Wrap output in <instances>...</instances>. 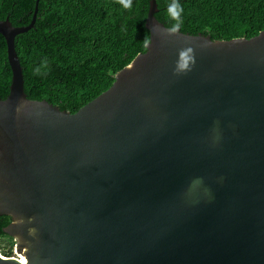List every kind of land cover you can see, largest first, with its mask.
<instances>
[{"label":"water","instance_id":"water-1","mask_svg":"<svg viewBox=\"0 0 264 264\" xmlns=\"http://www.w3.org/2000/svg\"><path fill=\"white\" fill-rule=\"evenodd\" d=\"M12 77L0 99V264H264V29L212 39L159 21L144 52L71 113Z\"/></svg>","mask_w":264,"mask_h":264},{"label":"trees","instance_id":"trees-1","mask_svg":"<svg viewBox=\"0 0 264 264\" xmlns=\"http://www.w3.org/2000/svg\"><path fill=\"white\" fill-rule=\"evenodd\" d=\"M35 1L0 0V19L8 17L14 26L29 24ZM156 2V18L171 28L176 23L168 13L173 0ZM177 2L184 33L227 40L264 29V0ZM148 8L149 0H133L131 9H123L119 0H39L34 26L15 37L27 97L73 113L108 89L115 74L145 51ZM11 77L0 34V99L7 96ZM10 221L0 216V253L5 257L12 256L15 244L2 230Z\"/></svg>","mask_w":264,"mask_h":264},{"label":"clouds","instance_id":"clouds-1","mask_svg":"<svg viewBox=\"0 0 264 264\" xmlns=\"http://www.w3.org/2000/svg\"><path fill=\"white\" fill-rule=\"evenodd\" d=\"M120 5L123 9H131L133 6V0H119ZM182 8L177 0H173V2L168 6V13L173 20L176 21L171 28L168 29L170 33H175L180 29L182 21L180 20ZM39 72V69L36 70Z\"/></svg>","mask_w":264,"mask_h":264},{"label":"rangeland","instance_id":"rangeland-1","mask_svg":"<svg viewBox=\"0 0 264 264\" xmlns=\"http://www.w3.org/2000/svg\"><path fill=\"white\" fill-rule=\"evenodd\" d=\"M3 246H5V245L3 244ZM3 246H2V247H3ZM12 250H13L12 256H19V255L15 252V250H14V245H13ZM0 252H1V251H0Z\"/></svg>","mask_w":264,"mask_h":264},{"label":"built area","instance_id":"built-area-1","mask_svg":"<svg viewBox=\"0 0 264 264\" xmlns=\"http://www.w3.org/2000/svg\"><path fill=\"white\" fill-rule=\"evenodd\" d=\"M19 257V256H18Z\"/></svg>","mask_w":264,"mask_h":264}]
</instances>
